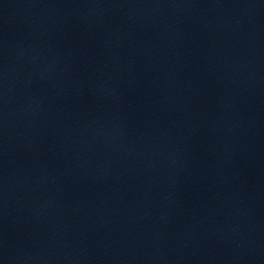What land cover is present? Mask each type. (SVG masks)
I'll return each mask as SVG.
<instances>
[{"label":"water","instance_id":"95a60500","mask_svg":"<svg viewBox=\"0 0 264 264\" xmlns=\"http://www.w3.org/2000/svg\"><path fill=\"white\" fill-rule=\"evenodd\" d=\"M4 264H264V0H65Z\"/></svg>","mask_w":264,"mask_h":264}]
</instances>
